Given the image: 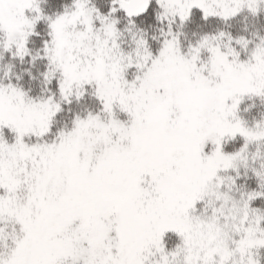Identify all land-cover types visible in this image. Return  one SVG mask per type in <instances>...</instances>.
<instances>
[{"label":"snow or ice","instance_id":"snow-or-ice-1","mask_svg":"<svg viewBox=\"0 0 264 264\" xmlns=\"http://www.w3.org/2000/svg\"><path fill=\"white\" fill-rule=\"evenodd\" d=\"M0 264H264V0H0Z\"/></svg>","mask_w":264,"mask_h":264}]
</instances>
